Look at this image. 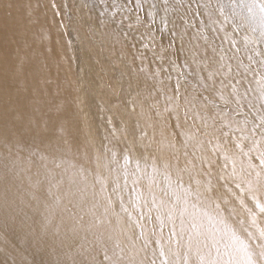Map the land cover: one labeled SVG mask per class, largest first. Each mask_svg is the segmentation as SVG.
<instances>
[{"label": "bare ground", "instance_id": "6f19581e", "mask_svg": "<svg viewBox=\"0 0 264 264\" xmlns=\"http://www.w3.org/2000/svg\"><path fill=\"white\" fill-rule=\"evenodd\" d=\"M77 1L0 0V264H264V68L236 15L219 0L235 30L208 10L203 30L184 0ZM69 11L101 29L82 44L115 70L118 126L92 97L76 120Z\"/></svg>", "mask_w": 264, "mask_h": 264}, {"label": "rangeland", "instance_id": "374dc122", "mask_svg": "<svg viewBox=\"0 0 264 264\" xmlns=\"http://www.w3.org/2000/svg\"><path fill=\"white\" fill-rule=\"evenodd\" d=\"M229 9V14L231 16L237 17V20L240 24L236 28V33H241L243 35L244 42L249 47H254L256 49L255 59L257 63L264 68V48L258 42L257 36L254 31V27L258 25V20H256V15L253 11L252 2L255 7H257L262 14L264 15V0H221ZM188 5H195L197 8L196 20L198 23L194 24L199 29L208 30L210 28L206 27L205 22L208 18V11L211 13H218L222 24H225L229 27L230 30L234 31L235 27L226 22V12L219 5V0H184ZM72 8L78 9V1L72 0ZM160 6V5H159ZM200 8H204L205 13L199 11ZM208 10V11H207ZM79 12V11H78ZM77 18L73 17V11H69L68 19L66 22V42L68 46V58L72 64V74H71V84L74 92V98L78 105L77 108V122L79 126L87 131L89 128V116L90 110L88 109L87 99L92 97L100 104H102L107 109L108 117L111 119L112 123L115 126L120 125L121 123L116 120V112L114 105L116 104L112 97L108 96L105 92V82L109 81L110 88L116 87L115 81V70L107 69L108 59H101L95 62L92 58L86 55L84 50L82 39L87 36L90 31H95L96 35L101 34L100 27L95 24L88 16L79 12ZM142 22L146 24H153V17L146 11L147 16L140 12ZM58 18L61 20L63 16L60 14ZM190 19L193 22V16H190ZM190 26L187 23V27L182 30V37L184 39H189ZM212 34V31H211ZM231 34V33H230ZM233 35V34H232ZM221 37H216V40H219ZM159 40L163 41L160 36ZM122 51H120L121 53ZM106 53V52H105ZM110 54H106L108 57ZM124 56L130 57L128 51H124ZM245 63V61H244ZM248 61H246L245 66H247ZM119 65V62L117 64ZM257 65V64H256ZM179 69V68H178ZM191 71L180 67V73L177 75L178 83L182 84L185 89L189 92L197 94L199 91H203V86L196 79ZM168 80L174 82L175 79L167 78ZM70 84V85H71ZM118 93V92H116ZM218 104H222L223 100L220 97H215ZM118 102V98L116 100ZM123 107L124 114L132 110L131 106L125 102L117 103ZM122 129L125 132L126 143L134 148H137L135 140L130 135L127 124L122 125ZM203 134V132H201ZM92 148H96V143L91 142Z\"/></svg>", "mask_w": 264, "mask_h": 264}, {"label": "snow or ice", "instance_id": "6c2138e0", "mask_svg": "<svg viewBox=\"0 0 264 264\" xmlns=\"http://www.w3.org/2000/svg\"><path fill=\"white\" fill-rule=\"evenodd\" d=\"M99 2H100L101 4H103L104 0H99ZM100 14L103 15V9H101V13H100Z\"/></svg>", "mask_w": 264, "mask_h": 264}]
</instances>
